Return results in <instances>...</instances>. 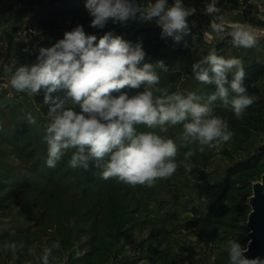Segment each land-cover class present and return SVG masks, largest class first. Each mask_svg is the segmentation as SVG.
Listing matches in <instances>:
<instances>
[{
  "label": "rangeland",
  "instance_id": "374dc122",
  "mask_svg": "<svg viewBox=\"0 0 264 264\" xmlns=\"http://www.w3.org/2000/svg\"><path fill=\"white\" fill-rule=\"evenodd\" d=\"M185 4L197 9L188 20L190 29L198 30L202 45L197 53L179 55L176 43L167 41L158 53L169 71L161 73L158 87L210 94L212 86L197 82L190 67L225 41L223 56L239 57L245 66L264 63V0H238L237 7L218 0L219 14L225 19L250 24L243 21L244 10L249 9L253 23H263L250 24L259 38L253 48L233 47L228 35L231 26L223 34L213 33L203 0H185ZM36 7L27 0H0V23L14 24L8 31L0 25V81L10 77L3 75V65L17 56L14 31ZM86 16L85 11L59 23H78ZM24 31L29 54L25 58L20 54L18 65L35 62L37 48L51 45L47 37L28 33L25 26ZM146 58L158 61L148 54ZM257 86L259 93L242 119L217 103L216 114L228 121L234 133L230 141L219 147L195 142L180 147L175 173L150 188L116 178L104 180L100 171L89 184L83 169L69 167L71 150L56 168L47 167L46 115L35 97L27 93L11 97L0 86V264H39L42 248L53 241H59L60 248L53 250L52 264H229L228 242L236 239L247 246L248 201L252 185L264 173L262 155L253 168L235 173L224 183L229 169L245 163L264 144V77ZM29 113L35 123L27 119ZM21 123L28 125L25 135L17 133ZM138 130L147 129L140 125ZM181 133L182 126L176 125L161 135L181 143ZM189 150L194 154L185 160ZM185 165L191 167L190 173ZM10 242L23 247L12 252L5 247Z\"/></svg>",
  "mask_w": 264,
  "mask_h": 264
},
{
  "label": "clouds",
  "instance_id": "9594fccd",
  "mask_svg": "<svg viewBox=\"0 0 264 264\" xmlns=\"http://www.w3.org/2000/svg\"><path fill=\"white\" fill-rule=\"evenodd\" d=\"M203 3L213 33L223 34L226 26H231L228 35L233 47L253 48L258 44L252 25L225 19L219 14L218 0ZM84 9L92 28L104 29L109 21H154L161 30L160 38L174 43L189 33L188 18L197 13L185 0H148L146 4L139 0H84ZM146 56L143 41L133 43L113 30L98 38L77 24L50 46L38 47L35 62L18 65L14 59L3 65L15 92L42 95L47 106V167L56 168L71 150L68 165L73 169L92 166L100 169L104 180L116 178L131 186L150 188L175 173L180 147L194 142L219 147L230 141L234 133L215 108L219 103L236 119H242L254 103L244 83L242 59L218 55L213 48L192 63L193 78L214 86V91L202 96L158 87L161 73L169 68L163 60L152 63ZM27 119L35 123L31 113ZM140 125L147 130L139 131ZM176 125L182 126L181 143L161 135ZM193 154L187 151L184 159ZM185 171L192 169L185 165ZM5 247L16 252L23 244L10 242ZM59 248V241L44 246L39 264H52L53 250ZM226 251L229 264H264V258H247L248 248L236 239L228 242Z\"/></svg>",
  "mask_w": 264,
  "mask_h": 264
},
{
  "label": "trees",
  "instance_id": "16d2710c",
  "mask_svg": "<svg viewBox=\"0 0 264 264\" xmlns=\"http://www.w3.org/2000/svg\"><path fill=\"white\" fill-rule=\"evenodd\" d=\"M30 4H37V7L32 11L30 17L25 24V30L28 33L36 36H45L51 44L63 37L65 31H70L77 24L84 26L86 33L95 34L99 38L104 32L113 30L116 34H123L127 40L133 43L143 41V46L151 59L159 60L162 56L158 53L162 46L166 43L160 38V28L155 24L141 23L138 20H129L124 24L112 23L111 21L104 29H95L89 26L90 17L86 16L78 23L60 24L59 20L76 17L85 12L84 0H27ZM246 1V0H244ZM140 3L146 4L148 0H139ZM222 3H228L233 6H238V0H221ZM247 8H252L248 6ZM251 11L244 10L243 21L250 22L257 26H262L263 23H253L250 18ZM226 41L219 44L216 48L218 55H223V48L226 46ZM202 45V39L197 29H190L189 33L184 36L181 42L175 44V52L179 55H188L190 53H197ZM11 50V43L8 46V51ZM245 81L248 87V92L251 96L259 93L257 83L264 77V63L253 62L245 66ZM230 78V77H229ZM214 89V86H212ZM62 94V93H61ZM35 102L41 107L42 112L46 115L47 106L43 103V97L35 96ZM28 132L27 123L17 125V133L25 135ZM263 153L255 152L253 156L245 163H238L234 168L229 169L224 183L227 182L230 176L242 170H249L258 163L260 156ZM100 171L99 168L90 166L88 170L83 169V178L89 184L95 182V175ZM248 232V230H247ZM248 242V239H247Z\"/></svg>",
  "mask_w": 264,
  "mask_h": 264
},
{
  "label": "water",
  "instance_id": "95a60500",
  "mask_svg": "<svg viewBox=\"0 0 264 264\" xmlns=\"http://www.w3.org/2000/svg\"><path fill=\"white\" fill-rule=\"evenodd\" d=\"M256 152L264 154V144L258 146ZM248 205L250 207L246 222L248 251L245 255L247 258H264V173L261 181L252 185V195Z\"/></svg>",
  "mask_w": 264,
  "mask_h": 264
},
{
  "label": "crops",
  "instance_id": "0c3cea01",
  "mask_svg": "<svg viewBox=\"0 0 264 264\" xmlns=\"http://www.w3.org/2000/svg\"><path fill=\"white\" fill-rule=\"evenodd\" d=\"M25 24L26 23H22V25H18V26H21V28L16 27V30L14 31L15 32V35H14V51L17 54V56H15V59L17 61H19L21 59V55L25 58L29 54V51H27V52L24 51L25 48L29 49V47H28L29 46V40L27 39L26 36H24L22 34L25 32L24 31ZM0 25L4 26L3 28H5V31L6 30L8 31L9 28H12L14 24L13 23H0ZM11 34H13V32H11ZM28 63L30 64V61H28ZM25 64H27V63H25ZM3 75H5V73Z\"/></svg>",
  "mask_w": 264,
  "mask_h": 264
},
{
  "label": "built area",
  "instance_id": "2783aa9c",
  "mask_svg": "<svg viewBox=\"0 0 264 264\" xmlns=\"http://www.w3.org/2000/svg\"><path fill=\"white\" fill-rule=\"evenodd\" d=\"M9 80H10V77H8V78L5 77V78H2L1 81H0V86H1L2 88H4L5 91H6V89H7V94H8L9 96H11V97H19V96L23 95L24 93H18V92H15V91L11 88L10 84L8 83Z\"/></svg>",
  "mask_w": 264,
  "mask_h": 264
}]
</instances>
